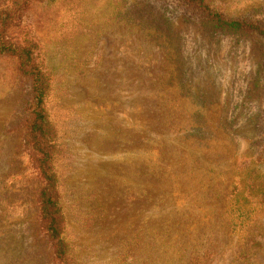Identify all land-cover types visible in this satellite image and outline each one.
I'll return each instance as SVG.
<instances>
[{"label": "rangeland", "instance_id": "obj_1", "mask_svg": "<svg viewBox=\"0 0 264 264\" xmlns=\"http://www.w3.org/2000/svg\"><path fill=\"white\" fill-rule=\"evenodd\" d=\"M213 3L264 25V0ZM23 25L53 78L72 264H264V208L235 232L225 214L239 170H264V36L140 0H47ZM31 99L0 56V264L54 260L25 142Z\"/></svg>", "mask_w": 264, "mask_h": 264}, {"label": "trees", "instance_id": "obj_2", "mask_svg": "<svg viewBox=\"0 0 264 264\" xmlns=\"http://www.w3.org/2000/svg\"><path fill=\"white\" fill-rule=\"evenodd\" d=\"M46 1L0 0V56L15 58L22 74L31 80L32 99L25 142L32 166L42 184L37 199L39 223L52 245L53 264H72L69 222L57 168V134L48 107L53 78L36 33L28 25H23L28 11ZM140 1L181 10L190 18L207 21L218 31L264 36V25L259 21L231 19L213 0ZM261 164L264 165V161ZM239 173L242 174L241 185L233 183L230 186L225 211L229 227L234 232L238 227L248 226L246 223L252 221L256 210L264 208V170L257 164V167L243 168Z\"/></svg>", "mask_w": 264, "mask_h": 264}]
</instances>
